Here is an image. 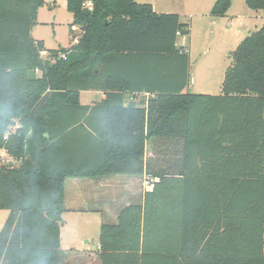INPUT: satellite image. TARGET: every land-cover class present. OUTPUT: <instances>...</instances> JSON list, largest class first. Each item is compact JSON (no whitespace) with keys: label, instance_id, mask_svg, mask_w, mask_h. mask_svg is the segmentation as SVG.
Returning <instances> with one entry per match:
<instances>
[{"label":"trees","instance_id":"1","mask_svg":"<svg viewBox=\"0 0 264 264\" xmlns=\"http://www.w3.org/2000/svg\"><path fill=\"white\" fill-rule=\"evenodd\" d=\"M65 1L73 45L47 52L32 37L47 3L0 0V264H64L65 179L117 174L152 183L101 224L100 264H264V26L231 52L221 94H190L177 14ZM91 90L104 99L81 105ZM126 93L149 98L124 106Z\"/></svg>","mask_w":264,"mask_h":264},{"label":"rangeland","instance_id":"2","mask_svg":"<svg viewBox=\"0 0 264 264\" xmlns=\"http://www.w3.org/2000/svg\"><path fill=\"white\" fill-rule=\"evenodd\" d=\"M47 5L37 10L36 21L37 25L32 30V37L44 43L45 49L48 51L67 49L73 45V39L70 33L69 25L72 23V15L66 10L65 0H44ZM135 1V0H134ZM155 3L169 2L172 3V9L196 6L198 10L204 9L207 6L213 5V0H150ZM137 3H146L148 0L135 1ZM51 6V7H50ZM50 7V8H49ZM182 10V9H177ZM189 12V11H187ZM181 15V22L189 24V40L187 38L186 47H189L190 41V58L191 69L190 83L188 91L192 94H200L209 92V95L221 94V85L223 81L222 68H228L231 65L230 54L237 46L251 33L264 26V11L255 12L249 10L244 0H231L230 7L224 17L217 18L216 24L211 25L204 22L205 17H195L191 20L190 15ZM253 16V18L251 17ZM251 17V18H250ZM215 19V18H214ZM192 21V22H191ZM80 35L79 32L76 33ZM230 36V38H229ZM229 38V40H228ZM75 42V41H74ZM213 42V44H212ZM178 45H181V39L178 40ZM43 58H48V55L42 54ZM83 94L81 96L84 102ZM4 154L0 152L2 158ZM3 158H6L4 156ZM149 179V178H146ZM8 211L0 210V230L7 218ZM64 219L67 221V226L63 231V239L65 247L71 248L70 243L78 244V248L82 249L83 243L89 242L87 247L93 248L98 241V228H93L91 223L85 225L83 219L79 216L66 215ZM88 224V222H87ZM77 229L80 230L77 233ZM84 232L87 235H84ZM80 249V250H81ZM69 250V249H63ZM78 258V257H77ZM75 256L67 255L68 263L78 264Z\"/></svg>","mask_w":264,"mask_h":264},{"label":"crops","instance_id":"3","mask_svg":"<svg viewBox=\"0 0 264 264\" xmlns=\"http://www.w3.org/2000/svg\"><path fill=\"white\" fill-rule=\"evenodd\" d=\"M148 4L152 6L153 10L156 13L177 14L180 18V21L182 20L181 15L185 17L184 15L185 13L188 14V16L190 15L191 20L195 17H202V18L205 17L206 19H204L205 20L204 22H206V25L216 24L217 18L214 19L213 17L210 16V10L213 5L198 10L197 9L198 3L194 2V5L197 4V7L194 6V8L191 7L189 8V10H187L188 8L186 6L185 7L182 6L181 8H175V10H173L171 8L172 3L169 2L155 3L154 1L148 0ZM177 9H182V10H177ZM251 17L253 18V16ZM188 36H177L176 46L185 49L187 54L190 56V51H191L190 41H189V47L188 48L186 47ZM179 39H181L180 46L178 45ZM45 54L46 53H43V55ZM190 69H191V60H190L189 71ZM225 70L226 69L223 66L221 71L223 77ZM189 83H190V73H189ZM188 89H189V84L187 85V87L184 89L183 92L190 93ZM206 93L209 92H205V93L203 92L200 94H206ZM83 94L85 95L84 96L85 98L83 100L84 102H82V100L80 99ZM104 97L105 94L102 91H97V90L83 91L80 92L79 94V102L81 105H87L92 107L93 105L104 99ZM148 98H149V94L126 93L124 95L123 103L124 106L128 104L141 106L143 103L147 101ZM95 123L96 125L98 124L97 121H95ZM150 156L151 153L147 152L146 157H150ZM146 178L147 176L145 175H143L142 177H137V176L118 175V174L102 175L97 177L66 178L64 181V212L62 214V225L60 227V249L65 253V257L67 258L68 254H70V256H75L76 258L78 257L77 258L78 264H100L97 257L98 250L100 249L99 234H98V241L94 245V250H91L93 248L87 247L89 245L88 241L81 244L82 249L78 248V244L76 245L74 242L68 244L69 246H73L71 248H67L64 246L65 243L63 239V231L67 226V221L64 219V217L66 215L79 216L83 219V221L88 222V224L87 222H85V225L89 226L91 223H93L94 225L93 228L94 229L98 228V230H100V226L102 223H111V224L116 223L117 215L120 209H122L123 207L129 204L140 203L142 201L143 193L146 190L144 186V181L148 180ZM79 232L80 230L77 229V233ZM84 235H87V233L84 232ZM63 249H69V250H63ZM65 261L68 263L67 259L64 260V262Z\"/></svg>","mask_w":264,"mask_h":264},{"label":"built area","instance_id":"4","mask_svg":"<svg viewBox=\"0 0 264 264\" xmlns=\"http://www.w3.org/2000/svg\"><path fill=\"white\" fill-rule=\"evenodd\" d=\"M0 152H2V154H4V153H3V151H0ZM2 156L4 157V156H5V154H4V155H2ZM3 157H2V158L0 157V160H1L2 162L6 161V159H5V158H3ZM151 183H152V180H150V179H148V180H145V181H144V186H145V188H146V189H149V188H150V186H151Z\"/></svg>","mask_w":264,"mask_h":264}]
</instances>
